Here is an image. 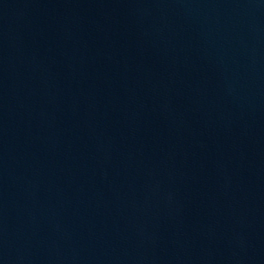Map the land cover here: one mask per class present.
I'll list each match as a JSON object with an SVG mask.
<instances>
[{"label":"water","instance_id":"1","mask_svg":"<svg viewBox=\"0 0 264 264\" xmlns=\"http://www.w3.org/2000/svg\"><path fill=\"white\" fill-rule=\"evenodd\" d=\"M0 264H264V0H0Z\"/></svg>","mask_w":264,"mask_h":264}]
</instances>
